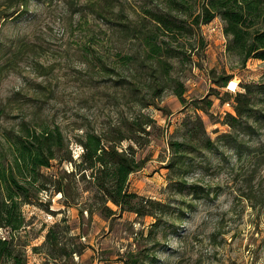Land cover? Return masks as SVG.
<instances>
[{
	"label": "rangeland",
	"instance_id": "obj_1",
	"mask_svg": "<svg viewBox=\"0 0 264 264\" xmlns=\"http://www.w3.org/2000/svg\"><path fill=\"white\" fill-rule=\"evenodd\" d=\"M201 1L187 0V5L197 9ZM14 2L0 0V134L16 131L22 120L59 126L77 164L81 148L75 136L85 130L100 133L144 114L154 122L146 128L149 135L141 134L138 145L122 143L123 148L132 144L144 161L142 169L130 175L128 189L163 204L154 210L160 220L155 226L153 217L129 212L105 219L97 213L88 218L83 211L79 218L82 206H64L60 194L42 195L47 206L22 208L30 222L26 238L31 245H40L47 227L65 218L70 235L79 234L77 242L84 250L53 264H123L139 251L146 264L149 259L154 260L151 264H264V161L225 150L223 157L202 150L187 155L195 167L186 169L183 179L201 186L209 196L203 199H195L187 189L177 193L170 185L177 177L166 168L172 157L168 143L182 141L187 116L200 117L211 139L229 131L222 121L226 113H234L232 99L224 100L240 91V85H264V60L249 59L241 68L226 52L224 23L217 17L189 35L181 32L170 38L171 48L180 55L169 60V77L184 85V103L165 87L151 101L154 105L140 107L113 83L118 77L130 80L133 69L118 62L135 50L130 34L118 32L116 25H128L131 32L135 27L152 30L147 12L160 11L163 0ZM221 75L232 76L225 88L215 83ZM143 81L147 104L149 80L145 76ZM208 100L209 110L194 112L193 104L205 108ZM254 100V109L262 115L264 99L257 95ZM253 138L244 136L243 143L256 152L264 150V131ZM55 168L53 163L50 171ZM62 169L69 172L72 167L63 163ZM27 259V264L42 262L29 249Z\"/></svg>",
	"mask_w": 264,
	"mask_h": 264
},
{
	"label": "trees",
	"instance_id": "obj_2",
	"mask_svg": "<svg viewBox=\"0 0 264 264\" xmlns=\"http://www.w3.org/2000/svg\"><path fill=\"white\" fill-rule=\"evenodd\" d=\"M22 1L15 0L14 5L20 6L23 4ZM147 13L153 25L152 30L135 27L131 32L128 25H116L118 32L130 34L135 43V50L119 57L118 62L121 68L133 69L130 80L118 77L113 83L125 90L132 100L142 105L140 107L154 105L151 101L159 97L165 87L170 88L184 103L183 96L186 91L184 85L169 77L168 68L172 67L169 60L180 55L176 49L171 48L170 38L181 32L189 35L217 17L224 23L226 52L236 57L241 68L249 59L264 60L263 0H202L197 9L187 5V0H163L160 11ZM181 16L187 17L189 21H183ZM145 76L149 80L146 88L151 92L147 96V104H144L145 97L142 95ZM231 78L230 75H221L215 83L225 88ZM240 86V91L230 99L224 100L228 102L232 99L231 107L234 112L226 113L222 121L229 128L227 133L211 139L206 135L200 117L187 116L182 122V141L168 143L172 157L166 168L177 177V180L170 184L177 193L187 189L195 199L209 197L201 186L189 184L183 179L186 169L195 167V164L186 161L187 155L199 150L217 157H223V150L232 151L235 156L244 154L264 161V150L256 152L251 145L243 143L244 136L254 141L255 133L264 131V110L261 115L254 109L257 103L254 100L256 96L264 99V85ZM193 105L194 112L198 109L204 112L210 109L212 102L208 100L205 108ZM153 124L151 118L138 113L131 120L119 121L116 126H110L100 133L92 130L83 131L74 138V143L81 148L77 164L72 160L69 142L66 141L59 126L22 120L16 131L2 132L0 264H27L28 249L31 253L41 256V264H53L61 259L70 260L74 255L79 256L83 252L84 245L77 242L79 234L70 235L65 218L47 227L40 245H31L27 240L30 222L26 220L22 208L25 205L47 206L42 195L60 194L64 206L79 208L82 206V209L78 210L79 218L83 217V211L87 213L88 218L97 213L105 219L118 213L129 212L138 217H153L157 222L152 225L156 226L160 220L154 210L162 209L163 204L129 191V177L142 169L144 161L137 158L132 144L122 147L123 142L138 145L143 137L141 134L149 135L146 128L152 127ZM53 163L56 166L55 171H50ZM63 163H68L72 170L65 172L62 169ZM199 167L207 169L202 164H199ZM80 183L84 186L79 187ZM108 203L114 205L116 209H111ZM153 261L149 259L147 263L151 264ZM122 262L146 264L140 251L130 253Z\"/></svg>",
	"mask_w": 264,
	"mask_h": 264
}]
</instances>
